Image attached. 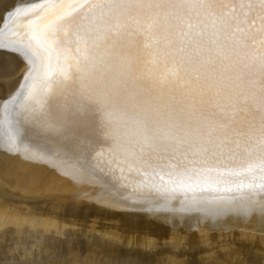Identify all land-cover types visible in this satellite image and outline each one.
Here are the masks:
<instances>
[{
	"label": "snow or ice",
	"instance_id": "obj_1",
	"mask_svg": "<svg viewBox=\"0 0 264 264\" xmlns=\"http://www.w3.org/2000/svg\"><path fill=\"white\" fill-rule=\"evenodd\" d=\"M8 18L0 48L32 63L13 116L134 171L137 196L264 202V0H35Z\"/></svg>",
	"mask_w": 264,
	"mask_h": 264
},
{
	"label": "bare ground",
	"instance_id": "obj_2",
	"mask_svg": "<svg viewBox=\"0 0 264 264\" xmlns=\"http://www.w3.org/2000/svg\"><path fill=\"white\" fill-rule=\"evenodd\" d=\"M30 2L0 0V33ZM60 65L54 57L53 75ZM31 68L0 48V264H264V202L188 207L181 194L137 196L134 171L92 168L71 133L13 116ZM87 132L75 135L98 142Z\"/></svg>",
	"mask_w": 264,
	"mask_h": 264
}]
</instances>
